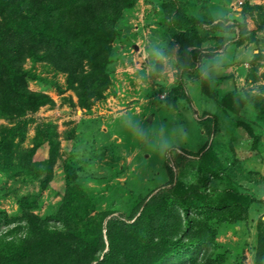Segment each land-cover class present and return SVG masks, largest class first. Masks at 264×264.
<instances>
[{
  "label": "rangeland",
  "instance_id": "1",
  "mask_svg": "<svg viewBox=\"0 0 264 264\" xmlns=\"http://www.w3.org/2000/svg\"><path fill=\"white\" fill-rule=\"evenodd\" d=\"M171 2L205 40L192 77L181 81L174 106L166 98L178 85L173 66L179 49L167 25L168 9L163 7ZM244 3L264 8V0H136L115 24L113 55L105 69L110 85L89 108L78 105L65 74L47 63L32 65L26 60L23 68L37 76L27 82L28 90L47 95L53 103L22 118V133L13 139L14 156L29 152L36 132L42 130L55 143V151L49 159L48 145H40L32 161L47 160L51 178L41 188L43 174L5 177L0 171V210L9 218L18 217V200L30 196L33 212L58 224L52 218L62 202L66 165L75 173L69 184L86 194L92 216L108 212L126 217L138 202L146 203L175 187L212 200L213 194L223 192L239 200L245 214L234 223L210 220L209 226L216 230L212 259L222 255L221 264H256L258 226L264 230V117L245 96L264 97V24L257 11L242 10ZM242 24L247 31L238 43ZM156 51H169L170 63L156 62ZM148 60L151 66L147 63L145 69ZM139 77L144 78L142 84ZM222 99H230L228 111L238 106L234 115L221 112ZM208 119L209 132L201 125ZM17 122L1 117L0 130ZM137 127L140 137L134 135ZM161 138L174 142L164 152L149 147ZM208 147L218 164L206 158ZM208 166H217L216 176L208 173ZM190 214L198 219L193 211Z\"/></svg>",
  "mask_w": 264,
  "mask_h": 264
},
{
  "label": "trees",
  "instance_id": "2",
  "mask_svg": "<svg viewBox=\"0 0 264 264\" xmlns=\"http://www.w3.org/2000/svg\"><path fill=\"white\" fill-rule=\"evenodd\" d=\"M135 2L0 0V118L18 119L14 126L0 130V171L5 177L43 174L41 188L51 178L47 160L32 161L33 152L40 145H48L49 157L55 151V143L53 146L42 130L36 132L29 152L14 156L13 139L22 133V118L53 103L47 95L28 90L27 82L36 80L37 76L23 68L24 62L47 63L56 72L65 74L67 87L76 92L78 105L89 108L93 101L103 98V91L110 85L105 69L113 55L115 24ZM176 6L173 2L163 4L168 9L169 31L179 49L178 61L173 66L178 72V85L169 90L166 98L173 106L182 79L192 77L191 71L205 41L199 28L194 29ZM263 9L246 3L242 7L249 14L257 11L264 24ZM241 28L238 43L245 39L242 35L247 31L244 24ZM163 54L169 56L170 53L164 51ZM203 83V96L207 98L208 81ZM245 98L264 117V97L246 95ZM222 101L221 112L234 115L238 106L231 112L232 109L225 108L230 99ZM215 119H211L213 123ZM209 121L201 122L208 132ZM205 155L218 164L211 147ZM208 170L217 175V166H208ZM64 171L66 186L62 202L52 218L58 224H49L51 219L36 215L30 196L18 200V217L9 218L0 210V264H221L222 255L212 259L216 230L209 222L216 218L218 222L234 223L245 214L241 202L229 199L223 192L213 194L212 200L206 194L175 187L156 194L146 203L138 202L126 217L110 216L108 212L92 216L86 194L69 184L75 173L69 165ZM235 209L239 212H233ZM191 211L198 216L197 220ZM258 243L255 261L264 264V230L260 225Z\"/></svg>",
  "mask_w": 264,
  "mask_h": 264
},
{
  "label": "clouds",
  "instance_id": "3",
  "mask_svg": "<svg viewBox=\"0 0 264 264\" xmlns=\"http://www.w3.org/2000/svg\"><path fill=\"white\" fill-rule=\"evenodd\" d=\"M153 55L154 60L156 62H159L161 65L170 63L168 57L160 51L154 52ZM216 63H219V61H217ZM134 135H136L137 137L141 136V129L139 127L134 129ZM173 142L174 141H170L168 138H161L156 140L155 143H149V147L153 148V150L155 151L164 152L171 146Z\"/></svg>",
  "mask_w": 264,
  "mask_h": 264
},
{
  "label": "crops",
  "instance_id": "4",
  "mask_svg": "<svg viewBox=\"0 0 264 264\" xmlns=\"http://www.w3.org/2000/svg\"><path fill=\"white\" fill-rule=\"evenodd\" d=\"M149 61H150V60H148V61L146 62V64L143 66V68L145 67V69H146V67H147L148 65L151 66V63H149ZM147 63H148V65H147ZM141 71H142V70H141ZM141 73H142V72H141ZM143 75H144V74H143ZM143 81H144V78L141 79V78L139 77V83L142 84ZM188 81H189V79H188Z\"/></svg>",
  "mask_w": 264,
  "mask_h": 264
}]
</instances>
